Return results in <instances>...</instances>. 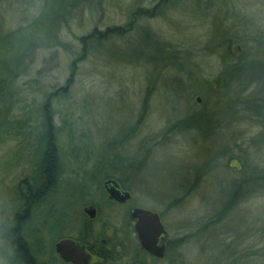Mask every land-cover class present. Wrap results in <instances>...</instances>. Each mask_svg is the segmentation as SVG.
I'll use <instances>...</instances> for the list:
<instances>
[{"label":"rangeland","instance_id":"rangeland-1","mask_svg":"<svg viewBox=\"0 0 264 264\" xmlns=\"http://www.w3.org/2000/svg\"><path fill=\"white\" fill-rule=\"evenodd\" d=\"M1 2L0 73L12 70L4 86L30 95L36 107L65 87L83 51L81 37L126 25L138 8L153 13L124 38L89 47L74 71L70 113L52 103L57 126L66 119L90 138L74 133L70 143L67 132L58 135L60 178L20 229L36 263L50 262L61 207L74 204V214L82 213L88 199L76 200L79 186L100 187L121 170L134 204L159 212L172 205L167 225L174 240L183 239L170 258L175 264H264V0ZM227 66L235 70L231 78L223 75ZM12 111L10 118L21 120ZM200 113L218 116L216 133L195 122ZM192 115L191 128H175ZM74 148L82 150L77 161ZM39 149L35 137L0 145V264H14L9 232L18 189L38 175ZM235 160L240 171L231 167ZM71 171L83 180L72 183ZM247 178L256 180L245 186ZM182 181L188 194L179 202L174 194ZM183 229L203 233L186 240Z\"/></svg>","mask_w":264,"mask_h":264},{"label":"trees","instance_id":"trees-1","mask_svg":"<svg viewBox=\"0 0 264 264\" xmlns=\"http://www.w3.org/2000/svg\"><path fill=\"white\" fill-rule=\"evenodd\" d=\"M1 1L2 0H0V22L1 17L3 16V2ZM103 1L104 0H69V3L73 4L72 7H82L84 5H90V7L92 5L94 7L95 5L97 6ZM165 1L168 0H160V3L164 4ZM152 14L153 13L148 10L138 8L132 12L130 19L128 20L126 25L108 28V30H106L104 33L98 32L96 29H94L89 35L81 37L79 41L82 45L83 51L78 59L73 60L74 62H72L70 66V79L65 82V87H62L48 95L44 103L40 104L39 107H36L35 100L31 98L30 95L24 97L22 95V92H14L12 90H9L11 86H4L6 83L5 75L9 76L10 74L11 76V69L9 70L8 74L4 71L0 73V75L2 74L0 78V145L3 142L9 140L25 142L31 137H35V140H37V143L40 146L39 150L42 153V159L40 161L39 171L36 178L32 181L31 184L22 182L19 185L18 201H20V207L14 215L11 232H9V235H11V238L13 240V250H15V252L13 253L14 264H37L35 256L33 255V253H31V249H29L24 239L21 237L20 229L21 226L28 223L34 213L33 210L36 209V207L43 201V199L48 197V194L50 193L52 188H54L55 181L59 176L60 155L58 147L56 146V141L59 137L58 135H60L62 131H64L65 133L67 132L69 134L70 143L71 140H73L74 133L80 135L84 140H88L90 138L84 129H81L79 126L66 121V119H63V124L61 126H57L55 122V115L52 112L51 108L52 103L54 104V102L58 100L60 103L65 104L66 109L64 110V112L66 111V113H70L73 109V105L70 103V94L73 87V76L76 73L74 71H76L78 64L82 62L86 57V51L89 49V47L95 45H103L115 38H124L137 28L140 20L144 18V16H153ZM226 44L227 49H229L233 43L232 41H226ZM229 54L232 55L230 52ZM184 55H187L186 52H184ZM17 62L20 63V61ZM234 72L235 70L231 66H227L223 75L225 78H231ZM27 87L31 88L32 85ZM27 90L23 92H26ZM15 108L17 109L19 115L22 117L21 120L15 121L10 118V114L13 113L12 110H15ZM37 117H39V119ZM191 119L194 120L193 115L184 118V120H181L180 123L175 126V128L181 130L179 128V125L191 128L188 125V123L191 122ZM198 121L200 122L201 127H203L204 124H208L210 122V120L205 118L204 113H200L198 116H195V122ZM73 153L76 155L74 156V158L77 161V159H80L79 155H81L82 150L80 152H77L74 148ZM260 179L261 181L259 182V185L263 186L264 178ZM255 180H253V178H249L248 180H244L243 184L246 186L252 182L254 183ZM184 186L185 182L182 181L180 184H178V186L176 185L175 188L176 194H174V196L175 198L180 199L179 202H182L188 194L187 192L183 191ZM241 191L242 190L240 188L237 189L234 194L232 193L231 199L229 200V205L227 206L228 208L235 203L236 199L240 196ZM226 210L227 208H224L221 213L216 216V222L224 219V214H226L225 212H227Z\"/></svg>","mask_w":264,"mask_h":264},{"label":"flooded vegetation","instance_id":"flooded-vegetation-1","mask_svg":"<svg viewBox=\"0 0 264 264\" xmlns=\"http://www.w3.org/2000/svg\"><path fill=\"white\" fill-rule=\"evenodd\" d=\"M205 118L210 120L208 124L203 125L206 134L207 132L208 134L216 133L219 129L218 116H214V121H211V118L207 116ZM236 171H240V169ZM70 173L72 174L71 177L75 178L72 181L75 185L83 180V176L77 177L80 171H71ZM115 173L117 175H108L100 187L79 186L78 191L74 192L76 200L78 198L88 199L87 202L81 204L83 206L81 207L82 213L79 215L74 214L72 209L74 204H69L65 208L61 207L54 230L56 239L53 254L49 263L41 262L40 264H175L170 258L174 253L173 251L181 247L179 243L183 239L181 241L174 240L173 229L167 225V218L173 213L172 205L169 204L163 211L159 212L134 204L130 186L126 185L125 179V182L121 180L123 177L121 174L124 175V172L116 170ZM137 177L134 176L133 179L137 180ZM110 181L115 182L118 190L122 193H129L130 199L124 202L112 199L105 186ZM56 184L57 180L55 181ZM193 184V188L197 186L195 182ZM76 188L78 187L76 186ZM76 206L77 203H75ZM90 208L92 209L89 210ZM136 209L149 211L159 216L163 231L156 229L157 233L153 232L151 237L155 247L164 248L163 258L156 257L143 249L137 230L139 220L132 216ZM180 233L183 234L184 231L181 230ZM197 233L189 234L185 230L186 235L183 238L197 240L203 231L200 230ZM22 235L21 237L27 244ZM9 236L13 241L11 235ZM63 242L69 243L63 245ZM11 245L13 248V243ZM13 251L15 252V250Z\"/></svg>","mask_w":264,"mask_h":264},{"label":"water","instance_id":"water-1","mask_svg":"<svg viewBox=\"0 0 264 264\" xmlns=\"http://www.w3.org/2000/svg\"><path fill=\"white\" fill-rule=\"evenodd\" d=\"M239 52H240L239 47L233 48L234 54H237ZM198 102L200 103V100H198ZM232 168L235 170H239L240 166L236 160L232 163ZM116 185L117 184L115 182H111V181L105 184L111 198L123 202L129 200L130 194L122 193L121 191L118 190ZM91 209L92 208H90L89 210ZM132 216L133 218L139 220L137 230L143 249L147 250L149 253L155 255L156 257L163 258L164 248H158L157 246L155 247V244L151 237L153 232L157 233L156 229L158 231H163V227L161 225L159 216L149 211H145L141 209L134 210ZM68 243L69 242H63V245Z\"/></svg>","mask_w":264,"mask_h":264}]
</instances>
